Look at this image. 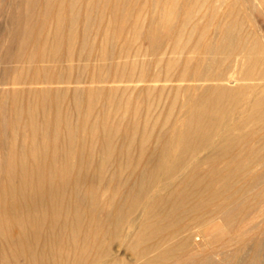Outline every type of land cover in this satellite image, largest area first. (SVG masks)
I'll list each match as a JSON object with an SVG mask.
<instances>
[{
  "label": "bare ground",
  "instance_id": "1",
  "mask_svg": "<svg viewBox=\"0 0 264 264\" xmlns=\"http://www.w3.org/2000/svg\"><path fill=\"white\" fill-rule=\"evenodd\" d=\"M0 19V264H264V0Z\"/></svg>",
  "mask_w": 264,
  "mask_h": 264
},
{
  "label": "rangeland",
  "instance_id": "2",
  "mask_svg": "<svg viewBox=\"0 0 264 264\" xmlns=\"http://www.w3.org/2000/svg\"><path fill=\"white\" fill-rule=\"evenodd\" d=\"M2 23H3V24H2ZM3 25H4V21L0 19V28L4 27ZM5 75H6V74H5ZM5 75H4V76H5ZM0 94H1V91H0ZM0 158H1V153H0ZM5 171H6L5 166H2V165H1V166H0V172H1V174H4ZM223 236H225L224 233H220V232H219V233L217 234V238L214 240V241L216 242L215 245L218 244V241H219V240L223 239Z\"/></svg>",
  "mask_w": 264,
  "mask_h": 264
}]
</instances>
